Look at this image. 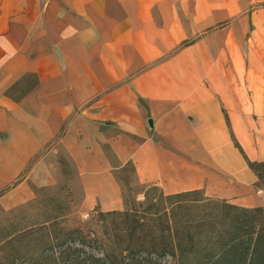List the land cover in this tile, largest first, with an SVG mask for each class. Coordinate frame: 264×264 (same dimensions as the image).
Returning <instances> with one entry per match:
<instances>
[{
	"label": "crops",
	"instance_id": "1",
	"mask_svg": "<svg viewBox=\"0 0 264 264\" xmlns=\"http://www.w3.org/2000/svg\"><path fill=\"white\" fill-rule=\"evenodd\" d=\"M263 3L0 0V204L60 182L63 156L119 208L112 155L165 194L263 206L264 86L240 83L264 79Z\"/></svg>",
	"mask_w": 264,
	"mask_h": 264
},
{
	"label": "rangeland",
	"instance_id": "2",
	"mask_svg": "<svg viewBox=\"0 0 264 264\" xmlns=\"http://www.w3.org/2000/svg\"><path fill=\"white\" fill-rule=\"evenodd\" d=\"M237 83L238 77L231 75L230 85L235 90ZM240 83L249 87L247 97L255 94L256 87L264 86V79L246 76L245 81L240 78ZM231 94L237 95V92ZM255 97H261V92ZM108 158L126 206L122 202L119 208L103 210L98 197L96 205L90 206L87 189L78 179L77 170L61 156L60 182L36 187L35 196L25 203L10 208L0 204V264H79L77 261L81 259L100 264L93 261L96 258L102 259L104 264L143 261L179 264L171 252L161 256L165 245L171 248L162 232L170 220L174 224L171 203L165 198L170 194L132 176L131 166L122 169L125 164L114 156L108 155ZM255 186L264 190V176ZM165 208H169L168 217L163 212ZM126 209L134 213L128 217L100 214Z\"/></svg>",
	"mask_w": 264,
	"mask_h": 264
},
{
	"label": "trees",
	"instance_id": "3",
	"mask_svg": "<svg viewBox=\"0 0 264 264\" xmlns=\"http://www.w3.org/2000/svg\"><path fill=\"white\" fill-rule=\"evenodd\" d=\"M235 146L243 153L236 141ZM248 163L257 174L259 182L262 181L264 162ZM127 166H131L132 176L136 178L135 166L127 162L122 169ZM145 198H148L147 193ZM165 198L171 203L174 224L169 219L171 224L168 223L162 229L171 248L165 245L161 256L171 252L179 264H264L263 206L242 207L226 200L205 197L200 190L170 194ZM202 202L209 203L201 205ZM123 203L127 205L124 198ZM163 212L167 217L170 214L169 208ZM133 213L132 209L100 212L101 215L121 214L126 217ZM86 261L81 259L77 262L90 264V261ZM93 261L104 264L99 258ZM136 264L157 263L143 261Z\"/></svg>",
	"mask_w": 264,
	"mask_h": 264
},
{
	"label": "water",
	"instance_id": "4",
	"mask_svg": "<svg viewBox=\"0 0 264 264\" xmlns=\"http://www.w3.org/2000/svg\"><path fill=\"white\" fill-rule=\"evenodd\" d=\"M148 123L151 127L153 126L152 120H149Z\"/></svg>",
	"mask_w": 264,
	"mask_h": 264
},
{
	"label": "built area",
	"instance_id": "5",
	"mask_svg": "<svg viewBox=\"0 0 264 264\" xmlns=\"http://www.w3.org/2000/svg\"><path fill=\"white\" fill-rule=\"evenodd\" d=\"M259 194H261V195H264V193H262V192H258Z\"/></svg>",
	"mask_w": 264,
	"mask_h": 264
}]
</instances>
